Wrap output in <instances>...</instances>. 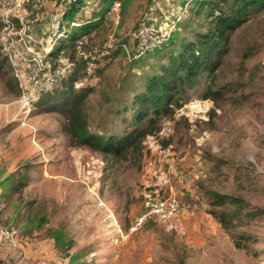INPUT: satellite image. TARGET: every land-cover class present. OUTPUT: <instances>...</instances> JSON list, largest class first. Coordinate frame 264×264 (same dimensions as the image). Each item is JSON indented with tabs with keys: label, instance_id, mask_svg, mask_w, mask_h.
Here are the masks:
<instances>
[{
	"label": "rangeland",
	"instance_id": "1",
	"mask_svg": "<svg viewBox=\"0 0 264 264\" xmlns=\"http://www.w3.org/2000/svg\"><path fill=\"white\" fill-rule=\"evenodd\" d=\"M233 1L0 0V264H264V9L217 69L202 53L197 74L168 58L216 40ZM148 21L171 36L130 57L122 44L131 53ZM160 80L178 84L170 110L142 120ZM219 188L243 199L230 230L209 193ZM169 196L178 216L137 225L148 198Z\"/></svg>",
	"mask_w": 264,
	"mask_h": 264
},
{
	"label": "trees",
	"instance_id": "2",
	"mask_svg": "<svg viewBox=\"0 0 264 264\" xmlns=\"http://www.w3.org/2000/svg\"><path fill=\"white\" fill-rule=\"evenodd\" d=\"M179 8L180 7L173 8L171 10V13H169V15L170 16L173 15L174 12L176 10H178ZM259 9H264V0H234L230 10H227V12H224L223 10H221V14L219 16H217V18H216V25L219 26V30L216 33V40H213V41L211 40V38L214 35L204 36V39L206 40V42L201 47L199 46L200 47L199 49L196 46H194V43H192V42L188 43L185 45V47L183 48V52L180 53L178 55V57L175 55L176 51L175 50L173 51L171 56L168 57L170 62L172 63L173 66H176L177 62H178V64L183 63L184 66H183V68H181V70L184 71L186 74H191L192 69L195 72V74H197V72L199 70L198 68H200L202 65L200 62L201 56L199 55V53H202L203 55L205 54V58H207L206 59L207 61L209 59L211 60L210 64L208 65V68L214 69V70L217 69L218 65H219L218 63L220 61L219 57L222 56V49L225 48L226 42H228L230 39V35L233 34V32L239 27V25L246 18L245 16H247L250 11L259 10ZM169 15L164 14L163 18H161V21L162 20H165V21L169 20ZM149 23H151V22H149V21L145 22L142 25H140L138 28H140L143 25L149 24ZM155 23L156 24H154L152 22V24H154L158 28L162 24V23H157V22H155ZM165 23H167V24H165L166 27H170V24L168 22H165ZM72 36H74V34ZM170 36H171V34H170ZM70 37H71V34L68 36L67 39H70ZM133 40H134V45H133V48H134L135 39L133 38ZM166 42H164V44ZM164 44L161 45L160 47L154 48L150 52H147L144 56L151 54L153 52H157L158 50H160L164 46ZM123 45H125V47H127L126 44H122V47L124 48L126 54H128L127 49ZM214 49H216V50L213 52ZM63 79L64 78H62V80ZM160 81L161 82H159V81L156 82L159 85H153L151 88V93H150V96H151L150 100L151 101L148 98L144 99L146 105H144V107L142 108V111H141V116L143 117L142 120L145 119L144 116L145 117L149 116V112H150L148 109L149 106L153 107L150 110H152L151 112H153L155 114V116L160 115L161 110L167 111V112L170 110L169 107L171 106V102L173 100L172 96L175 95V93H177L178 84L177 83L171 84L169 82H162V80H160ZM174 81H175V78H174ZM176 105L178 106V104H176ZM160 107H163V108L160 109ZM146 121L148 123V126L142 130V134L148 135L151 133L152 128H154L156 126L157 120L152 119V120H146ZM69 129L72 131L73 130L72 126ZM80 129L77 132L73 130V132H74L73 135L80 140L81 145H89L90 146L91 145L90 140L86 139L85 137L80 138L81 137ZM114 138L116 139L115 140L116 142H122V140H123V138L120 136H114ZM99 141H101V140H99ZM95 143H97V142L95 141ZM101 143L102 142H98L96 145L99 146V145H101ZM107 146H110L108 148H104L107 152H109L111 150L114 152L115 151L120 152V151L124 150L126 147L124 145V142L121 143L120 146H116V147L111 143H108ZM91 147H94V146L91 145ZM11 173H13V172H11ZM213 173L216 175V177L219 176L220 175V168L213 169ZM9 175H11V174H9ZM15 188H16V186L14 183V189ZM222 190H223L222 188H219V189H217V191H210L209 193H211V197H212L213 203L215 205L227 207V210L225 208L222 211V213L219 217V221L222 224L223 228H225L226 230H230L232 228V223L235 220H240L241 217L244 215L241 211V209L243 208V199L240 197H237V196H230L228 194L222 193L221 192ZM231 206H235L234 212H231L230 210H228V208ZM249 214L250 213L247 214V217H249V219H253L255 217V215L253 216V214H250V215ZM11 232H14V230H12Z\"/></svg>",
	"mask_w": 264,
	"mask_h": 264
},
{
	"label": "built area",
	"instance_id": "3",
	"mask_svg": "<svg viewBox=\"0 0 264 264\" xmlns=\"http://www.w3.org/2000/svg\"><path fill=\"white\" fill-rule=\"evenodd\" d=\"M119 7L120 4L118 3L117 7H115L114 9L118 10ZM171 30H172V26L170 27L164 26L158 28L154 24L149 23L141 26L134 32L133 34V38L135 39V46L133 48L134 51L130 53L127 47H125V45L123 46L127 49L128 55L130 57L132 56L133 58H138L144 56L147 52H150L154 48L163 45L164 42H166L169 39L170 34L172 33ZM30 51L36 55V52L33 49H30ZM34 59L36 61H39V59L41 60V56L38 54L36 57H34ZM50 67L51 66L48 65V69ZM55 76L56 75L54 74V77ZM49 80H52V82L56 81V77L55 80L53 79H49ZM51 83H48L46 85H50ZM35 84L37 86L44 85V83H42L40 80H35ZM170 129L171 128L169 127V130ZM146 208L148 209V211L143 215V217L140 218L137 225H140L142 222H144V220H146L147 217H155L162 222L169 221L174 217L178 216L181 211L179 203L175 198L171 196L166 198L156 197L155 199L148 198V200L146 201ZM7 236L10 237L8 234L4 236L1 232L0 239L1 238L8 239ZM10 241L12 242L13 239L10 238Z\"/></svg>",
	"mask_w": 264,
	"mask_h": 264
}]
</instances>
